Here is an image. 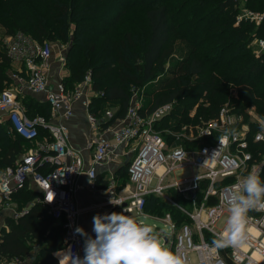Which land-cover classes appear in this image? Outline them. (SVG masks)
I'll use <instances>...</instances> for the list:
<instances>
[{
  "label": "trees",
  "instance_id": "trees-1",
  "mask_svg": "<svg viewBox=\"0 0 264 264\" xmlns=\"http://www.w3.org/2000/svg\"><path fill=\"white\" fill-rule=\"evenodd\" d=\"M256 6L263 11L264 0H0V28L7 36L23 33L39 43L68 45V76L63 83L67 91L74 92L91 78L94 97L89 113L99 118L103 129L126 117L131 87L146 90L133 84L142 85L162 75L154 91L146 92L149 98L143 112L149 114L173 103L174 110L161 127L179 130L184 124L216 118L228 100L236 102L230 95L231 86L239 98L236 113L245 116V108L254 105L264 114V53L257 58L250 47L254 39L264 40V23L243 19L237 24L242 9ZM137 13L148 25L147 38L140 36ZM176 46L181 48V58L167 67L165 60L176 56ZM10 65L0 48V93L11 83L7 74ZM182 71L187 76L177 78ZM208 73V79L194 82L195 78H207ZM19 99L30 117L37 116L32 114L37 109H48L50 115L43 116L51 118L48 103L29 95ZM111 103L119 107L109 119L106 109ZM254 130L250 126L249 151L254 162H259L264 160V143L254 141ZM46 136L41 132L39 139ZM163 136L173 140L170 135ZM32 146L9 135L0 124V170L14 167ZM260 177L264 180V168ZM39 198L41 193L34 186L14 194L17 209L29 208V212L19 219L4 218L7 225L0 253L5 259L25 260L31 245H38V258L32 264H59L55 254L65 247L63 225L53 219ZM145 212L160 217L171 212L178 225L189 221L155 196L147 198Z\"/></svg>",
  "mask_w": 264,
  "mask_h": 264
},
{
  "label": "built area",
  "instance_id": "built-area-1",
  "mask_svg": "<svg viewBox=\"0 0 264 264\" xmlns=\"http://www.w3.org/2000/svg\"><path fill=\"white\" fill-rule=\"evenodd\" d=\"M243 19L261 25L264 10L258 13L245 11L238 17L237 24ZM253 50L256 57L261 58L264 40L253 44ZM5 53L11 62L19 64V69L10 76L12 85L0 93V124L9 135L28 141L33 147L14 167L0 172V214L10 210L14 219L25 216L29 208L18 210L13 196L34 186L41 193L37 201L63 225L65 247L56 256L59 264H72L70 252L80 257L84 255L85 238L75 232L80 211L73 207L78 177L87 174L90 189L97 190V167L118 162V152L130 145H135V157L128 167L131 185L125 189V195L111 200L119 212L132 216L149 215L145 212L146 201L155 196L189 219L178 225L171 212L163 217L149 215L170 226L172 236L165 239V243L182 255L187 264H264V209H253L248 213V239L244 245L217 250L209 240V237L219 236L226 227L225 224L223 230L215 229L229 215L226 201L233 186L254 169L261 176L264 168V160L254 162L245 130L236 132L222 144L219 141L225 127L240 130L244 125L243 115L225 105L216 118L184 124L179 130L164 129L162 120L173 112L174 104H164L152 113H144V89L133 88L126 117L106 128L105 132H111V137L99 135L93 139L94 153L86 168L82 158L70 146L66 125L53 120L59 117L68 120L73 116L74 103L87 93L85 90L90 88L91 78L87 77L74 92L67 91L63 81L52 87L48 76L52 45L39 43L23 33L6 39ZM40 94L45 95L44 102L52 110L50 119L40 115L30 117L19 99ZM89 98L88 95L83 103L88 111ZM106 116L110 119L113 114L108 111ZM90 121L94 125L100 124L91 114ZM41 132L47 133L43 139H39ZM164 134L173 140L167 141ZM254 141L264 143V133L256 134ZM185 169L193 172L175 176L177 171ZM192 256L196 257L195 262ZM0 264L25 263L20 259H5L0 253Z\"/></svg>",
  "mask_w": 264,
  "mask_h": 264
},
{
  "label": "clouds",
  "instance_id": "clouds-1",
  "mask_svg": "<svg viewBox=\"0 0 264 264\" xmlns=\"http://www.w3.org/2000/svg\"><path fill=\"white\" fill-rule=\"evenodd\" d=\"M236 134L234 128L225 127L219 141L222 144ZM233 188L226 201L229 209L226 227L211 243L217 250L244 245L248 239V213L253 209H264V180L257 170L250 171ZM92 231L94 237L82 227L75 229L77 234L85 237L84 255L80 257L70 252L72 264H187L186 259L173 251L160 233L146 222V218L126 215L124 211L96 214Z\"/></svg>",
  "mask_w": 264,
  "mask_h": 264
},
{
  "label": "crops",
  "instance_id": "crops-1",
  "mask_svg": "<svg viewBox=\"0 0 264 264\" xmlns=\"http://www.w3.org/2000/svg\"><path fill=\"white\" fill-rule=\"evenodd\" d=\"M48 76L51 86L55 88L68 76V71L65 68L64 62H59L58 60L53 62L52 60ZM85 92L87 93H85L84 97L74 103V114L72 117L68 120L59 117L53 121L66 125L69 132L70 146L82 158L84 166L88 168L94 153V148L92 146L93 139L99 135L109 138L112 136V133L105 132L106 129H103L100 124L94 125L91 123L90 113L88 109L84 107L83 103L88 99V95L90 96L92 90L88 88ZM35 98L41 102L45 101L44 94H40ZM115 126H117V124H115ZM134 146L135 145H130L129 147L122 148L118 152V162L97 167V190L90 189L89 178L85 173L81 174L76 181L75 192L73 194V207L80 211L78 215V227H82L90 236H95V233L92 231L94 215L119 212L118 207L112 204L111 200L116 197H122L125 195V189H127V187L129 188V186H125L124 183L121 182L122 173L120 170L122 165L128 162V158L132 154H135L133 153ZM179 171H190V174L193 172L191 169ZM177 172L175 176L181 177L176 175ZM12 214L10 210L3 211L0 214V220H4L6 216H12ZM143 217L153 218L149 215ZM227 217L228 215H226L219 224L225 226ZM57 254H59V252H57L55 256H57ZM191 259L193 262L196 261V257L194 256H192Z\"/></svg>",
  "mask_w": 264,
  "mask_h": 264
},
{
  "label": "rangeland",
  "instance_id": "rangeland-1",
  "mask_svg": "<svg viewBox=\"0 0 264 264\" xmlns=\"http://www.w3.org/2000/svg\"><path fill=\"white\" fill-rule=\"evenodd\" d=\"M260 2H262V0H260ZM257 8L258 7L256 6V7H253L251 9L250 8L249 9H242L240 16L243 15L245 13V11H251V12H254V13L261 12V10H259ZM137 14H138V17H139V24H140V36L144 37V38H147L148 34H149L148 25L146 24L145 19L143 18V15H140L139 13H137ZM247 21H250V20H247ZM7 38H9V36L4 34L3 30H1V28H0V48L3 49L4 52H5V42H6ZM259 40H261V39H257V38L254 39L252 44L250 45V47L253 49V44H256ZM44 43H49L50 45H52L53 55H52L51 61L53 60V62H56L58 60L59 62L60 61L64 62V64L66 63V58H67L68 49H69L68 45L62 44L61 42H54V41H45L42 44H44ZM171 44L172 43L170 42L168 46H170ZM254 48H257V47L254 46ZM175 49L177 50L175 52L176 56H173V58L169 57L168 61L165 60L164 65H166L167 67L170 66L171 64H174L175 62H177L178 61L177 59L181 58V54L179 53V49H181V48L180 47L177 48V46H176ZM254 54H255V51H254ZM166 66H165V68H166ZM18 69H19V64L11 62V65L8 68L7 74L9 76H12L15 73V71L18 70ZM161 71H162V68L159 69V73ZM208 75H209V73L206 74L207 78L205 76H203L201 78H195L194 82H199L200 80L202 81V79L206 80V79H208ZM183 76L184 77L187 76L184 71H182L181 74L178 75L177 78H182ZM161 78H162V75L159 76V77H155V78L151 79V81H149L148 83L144 82V84H142V85L133 84V86L137 85V86H142V88L145 87L146 90H144V96H143L144 97V104L147 102V100L149 98V95H147L146 92L154 91V85L159 84V81H160ZM12 83L13 82L11 80V83L7 86V88L10 87L12 85ZM152 86H153V88H152ZM231 88L232 89H230V95H232V96L234 95L236 97V102L233 103V102L228 100V102L225 103L224 105H229V106L235 108V106L237 107V102H238L239 98H238V93L235 92L236 90H234L235 88L233 89L232 86H231ZM132 89L133 88L131 87L130 91H132ZM93 97H94V93L91 92L89 100L91 101ZM22 106L24 107L25 111L28 110V108L26 107L25 104H23ZM118 107L119 106L117 104L111 103V105L107 106L106 110H109V112L114 114V113L117 112ZM32 114H37V115H40V116H43V115H47L48 116V115H50V112H49L48 109H43V110L37 109V110H35V113H32ZM91 115L93 117L99 119L97 116H95L93 114H91ZM243 117H244V125L240 126V130H236V132L240 133V131H244L245 130L246 132L249 133L250 126H251L253 129H255L253 134L256 135V134H258L260 132L264 133V114H261L257 110L256 106H254V105L247 106L245 108V116H243ZM245 119H246L247 123L245 122ZM134 157H135V154H132L128 158V160H127L128 162L123 164L122 168L120 170L121 173H122L121 182H123L125 186H130V183H129L128 178H127L126 167L130 165V163L132 162ZM262 157L264 158V154L262 155ZM0 172H2V171L0 170ZM176 175L177 176L190 175V171H183V172L179 171V172H177ZM135 217H137V218H146V222L151 224L155 228V230L160 233L161 238L164 240V242H165V239H167L168 237L172 236V231H171L170 226H167L164 222L157 221V220H155L153 218H150V217H143V216H135ZM6 225L7 224H6V222L4 220H0V241H1V238H2V235H3L4 231H6V228H5ZM223 228H224V226L222 224H217L216 227H215V229L217 231H221V230H223ZM38 252H39V246L38 245H31V252H30L29 256H27L25 258V260H23V262L26 263V264L27 263L32 264L33 261H35L38 258Z\"/></svg>",
  "mask_w": 264,
  "mask_h": 264
},
{
  "label": "bare ground",
  "instance_id": "bare-ground-1",
  "mask_svg": "<svg viewBox=\"0 0 264 264\" xmlns=\"http://www.w3.org/2000/svg\"><path fill=\"white\" fill-rule=\"evenodd\" d=\"M61 256V255H60Z\"/></svg>",
  "mask_w": 264,
  "mask_h": 264
}]
</instances>
